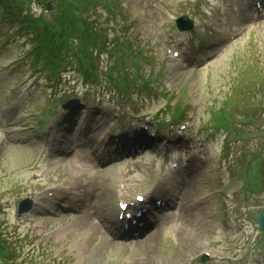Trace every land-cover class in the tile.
I'll return each instance as SVG.
<instances>
[{
	"label": "rangeland",
	"instance_id": "1",
	"mask_svg": "<svg viewBox=\"0 0 264 264\" xmlns=\"http://www.w3.org/2000/svg\"><path fill=\"white\" fill-rule=\"evenodd\" d=\"M110 1H98L100 15L91 21L147 56L139 79L150 80L149 91L130 100L105 77L85 80L69 58L56 77L34 65L31 32L20 35L0 13V238L7 264H264L256 222L264 210V105L242 99L248 85L264 87V12L243 11L240 0ZM244 1L252 9L254 1ZM28 6L24 15L58 12L53 4L50 13L36 1ZM183 15L195 23L188 32L176 27ZM99 53L101 68L114 65L109 52ZM61 98L80 102L59 110ZM85 100L93 103L89 117ZM223 108L232 113V134L213 127ZM258 153L262 187L247 192L240 169ZM138 194L148 202L163 195L170 205L137 227H119L120 203L138 205ZM27 198L34 205L20 215Z\"/></svg>",
	"mask_w": 264,
	"mask_h": 264
},
{
	"label": "trees",
	"instance_id": "2",
	"mask_svg": "<svg viewBox=\"0 0 264 264\" xmlns=\"http://www.w3.org/2000/svg\"><path fill=\"white\" fill-rule=\"evenodd\" d=\"M36 1L45 6L48 13L51 11L52 4L58 10L57 14L49 15L25 13L24 7L29 9L28 2ZM99 0H0V13L10 20V23L19 28L20 35H27L31 32L30 56L34 65H40L43 70H47L53 77L59 74L65 64L74 61L76 67L73 71L79 73L85 80L97 82L99 78L104 79L108 85L115 89L117 95L121 98L130 96L135 91L142 93L149 90L150 80L139 79L140 67L144 59L147 58L145 50H136L129 40L121 43L119 37L109 38L108 29L102 26H96L91 21L93 15L97 13L96 4ZM106 6H112L110 0H100ZM95 3V4H94ZM16 4H22L24 7L16 9ZM80 12V16L76 14ZM92 16V17H91ZM90 18V19H89ZM29 31V32H28ZM114 40L116 41L114 45ZM113 45V47L111 46ZM99 50H106L114 57V65L104 70L98 64L100 58ZM141 81V82H140ZM250 94L242 96L247 102H253L258 107L264 105V96L258 98L255 96V89L263 90L256 84L248 85ZM254 87V88H253ZM239 89V88H238ZM135 90V91H134ZM238 91V90H237ZM58 99V101H61ZM56 104V103H55ZM245 106V105H244ZM243 106V107H244ZM242 107V108H243ZM251 109L246 111V117L242 122L248 121L252 116ZM181 113V112H180ZM180 114L175 115L173 121L180 120ZM216 123L214 129H231L233 116L229 109H220L215 114ZM120 121H123L121 118ZM238 134L237 130L234 131ZM232 134V133H231ZM228 142L223 146L221 155H226ZM244 163V162H243ZM261 165V154L258 153L248 159L240 169L242 185L247 192H258L262 187V175L259 171ZM8 244L0 238V253L4 256L0 264L9 262L6 250Z\"/></svg>",
	"mask_w": 264,
	"mask_h": 264
},
{
	"label": "water",
	"instance_id": "3",
	"mask_svg": "<svg viewBox=\"0 0 264 264\" xmlns=\"http://www.w3.org/2000/svg\"><path fill=\"white\" fill-rule=\"evenodd\" d=\"M177 27L180 31H187L190 30L193 27L192 20L187 16H182L176 20ZM32 206V201L30 199H27L20 204V212L23 213L27 210H29ZM256 222L258 223L259 229L264 230V211L258 210ZM206 257H203V260H205Z\"/></svg>",
	"mask_w": 264,
	"mask_h": 264
},
{
	"label": "bare ground",
	"instance_id": "4",
	"mask_svg": "<svg viewBox=\"0 0 264 264\" xmlns=\"http://www.w3.org/2000/svg\"><path fill=\"white\" fill-rule=\"evenodd\" d=\"M132 210H133V205L130 206V207H128L126 211H121V212H120V210H119L118 213H121V214L124 215V214H127L128 211H132Z\"/></svg>",
	"mask_w": 264,
	"mask_h": 264
}]
</instances>
